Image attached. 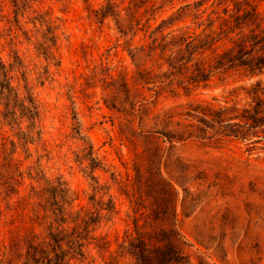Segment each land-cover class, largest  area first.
<instances>
[{"label":"rangeland","instance_id":"obj_1","mask_svg":"<svg viewBox=\"0 0 264 264\" xmlns=\"http://www.w3.org/2000/svg\"><path fill=\"white\" fill-rule=\"evenodd\" d=\"M199 1L202 10L215 0H114L127 32L122 36L113 17L102 23L96 17L105 0H25L16 8L12 0H1L0 56L10 64L18 53L23 67L13 72V85L23 95L28 83L40 114L29 131L26 119L11 127L0 113V264H8L13 237L32 230L47 235L34 222L35 211L44 213L40 205L48 206L50 195L43 189L58 182L68 190L74 213L98 214L109 200L115 207L112 214L100 211L92 232L107 248L89 240L84 258L68 264H138L121 256L122 246L135 236V224H149L163 203L170 219L154 225L174 224L184 238L186 264H264V150L248 151L232 138L168 143L151 135L179 130L176 123L189 122L183 114L191 105L221 104L234 98L229 91L258 77L233 71L199 86L179 85L173 77L144 88L133 82L129 51L145 46L138 61L150 66L145 54L151 31L178 8L188 5L189 12ZM227 4L233 7L231 0ZM260 4L264 9V0ZM185 20L173 29L193 26L191 17ZM47 47L51 59L43 54ZM22 132L34 142L25 144ZM92 158L99 162L95 169ZM137 177L152 187L134 185ZM9 184L16 193H7Z\"/></svg>","mask_w":264,"mask_h":264},{"label":"trees","instance_id":"obj_2","mask_svg":"<svg viewBox=\"0 0 264 264\" xmlns=\"http://www.w3.org/2000/svg\"><path fill=\"white\" fill-rule=\"evenodd\" d=\"M19 1L25 0H12L15 8ZM105 1L106 5L96 12L97 19L102 23L108 17H113L119 33L126 36L127 32L120 24V14L114 11V0ZM228 1L215 0L211 6L202 10L200 9L204 1H199L192 11L184 12L188 10L187 5L178 8L175 11L177 14L173 13L170 17L162 19L149 36L151 42L145 56L152 63L150 66L138 61L145 46H141L136 52L129 51L136 67L133 82L142 88L150 84H161V79L167 77L176 78L179 85L187 83L194 86L206 84L215 74L233 71L242 72L250 78L258 77L248 86L236 87L229 91V96L234 98H226L221 104L191 105L183 114L185 119L189 120L186 125L177 122L176 126L180 129L175 132L164 133L155 130L151 135H158L156 138L164 137L168 143L214 137L232 138L245 142L248 151L264 150V80L260 78L264 75V9L260 4L262 0H231L232 8L227 4ZM1 8L0 0V10ZM187 17H191L193 26L184 25L173 29L178 23H186ZM15 18L18 21V13ZM140 21L141 19H136L134 26H139ZM149 21L150 19L146 21L147 29L152 27ZM167 29L170 30L165 32ZM49 41L53 42L51 39ZM43 54L47 59H51L49 47L43 50ZM13 58V63L6 64L0 56L1 120L7 126L20 128L22 120L26 119L29 122L27 129L32 131L36 129L40 112L28 83H25L23 95L13 85V72L23 67L17 52H14ZM24 76L22 73V77ZM107 76L113 78L109 74ZM239 91L244 93L241 98ZM36 133L41 135L39 130ZM22 135L25 144L34 142L30 133L22 132ZM91 160L92 169L99 166L95 158ZM92 178L95 179L94 176ZM137 178L134 185L152 187L149 180L142 183L140 178ZM154 179L160 182L155 176ZM43 190V194L50 195L46 198L48 206L40 205L44 213L41 215L39 210H36L34 222L38 226H45L47 235L41 238L39 233L32 230L23 237H13L9 246L8 264H68L72 259L84 258V249L90 244L89 240H94L100 249L107 248V242L92 236V232L101 218L100 211H106L108 214L115 212L111 200L100 206L98 214L74 213L68 190L60 182ZM16 192L15 187L10 184L7 186L8 194ZM169 192L175 197L173 188H169ZM136 205L140 206L138 202ZM166 206V203L161 204V211L151 214L149 224L146 223L142 228L135 224V236L128 239L126 246H122L121 256L130 255L138 264L188 263L183 251L184 238L174 224L167 228L155 226L159 220L170 219ZM70 222L74 223L73 228L66 226Z\"/></svg>","mask_w":264,"mask_h":264}]
</instances>
